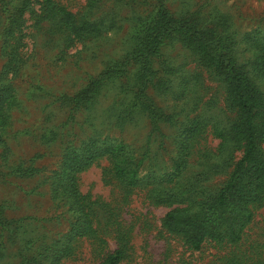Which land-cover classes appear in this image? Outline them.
I'll list each match as a JSON object with an SVG mask.
<instances>
[{
  "label": "rangeland",
  "instance_id": "1",
  "mask_svg": "<svg viewBox=\"0 0 264 264\" xmlns=\"http://www.w3.org/2000/svg\"><path fill=\"white\" fill-rule=\"evenodd\" d=\"M51 2L0 0V264H101L116 249L118 264H264L263 194L247 204L237 240L226 235L228 220L212 225L222 238L205 237L198 249L164 227L167 212L196 210L221 187L243 142L215 134L237 110L183 35L164 40L152 73L134 59L164 7L224 40L217 45L254 77L256 40L245 35L257 47L264 40V0ZM137 100L142 107L132 109ZM195 120L200 129L181 160ZM91 139L126 147L140 164L135 185L103 155L75 173L79 200L63 190V161ZM259 146L264 161V135ZM84 221L89 232H76Z\"/></svg>",
  "mask_w": 264,
  "mask_h": 264
},
{
  "label": "trees",
  "instance_id": "2",
  "mask_svg": "<svg viewBox=\"0 0 264 264\" xmlns=\"http://www.w3.org/2000/svg\"><path fill=\"white\" fill-rule=\"evenodd\" d=\"M93 1V0H90ZM51 5V0H44ZM63 17V14H62ZM151 34L140 47L134 59L137 61L140 70L144 74L152 73L149 65L151 56L158 53L162 43L171 34L183 35V40L193 51L199 61L210 68L216 78H218L227 93L230 103L236 108L237 116L233 118L228 128L216 127L215 134L222 140H241L243 142V150L241 156L234 163L227 180L215 191L211 197L204 201L203 205L196 210L189 208H181L177 210H187L189 213L178 215L176 209L166 213L163 225L167 231L181 234L189 246L198 249L205 237L222 238L223 235L215 226L217 223L222 224L225 220L230 222V230L226 235L230 239L237 240L241 229L250 219V213L247 210V204L251 201L259 199L260 195H264V161L260 158L259 141L264 135V86H260L256 81L264 79V40L258 44V39H254L245 35V41L249 39L256 40L254 64L256 71L254 77H250L243 72L238 66L237 61L230 52L224 53L217 45L221 44L220 38L205 34L194 28L192 24L185 20L179 21L170 16L169 11L163 7L153 21V25L148 28ZM258 35L259 32L253 31ZM228 49H231V41L233 38L225 39ZM122 75L124 69L117 71ZM256 80V81H255ZM96 86L94 85L92 91ZM139 93V91H138ZM0 126L5 120V110L3 102L5 94L0 93ZM8 101V95L6 98ZM132 109H140L142 104L139 100L131 104ZM153 112L152 108H146ZM263 122L257 123V119ZM196 121V120H195ZM200 129V121L192 123L185 128L181 146L180 159L184 158L189 151L190 141ZM226 129V130H225ZM238 142V141H235ZM103 143V142H100ZM126 147L122 144H111L104 146L96 140H89L88 144L80 150H73L67 154V158L63 161L62 170V188L74 200H79L77 192L75 173L83 170L94 159L107 155L110 159L112 173L125 180L128 185H135L138 181L137 170L139 162L131 158L126 152ZM232 206L233 212L228 208ZM2 211L0 210V218ZM212 226V227H211ZM75 231L78 233H88L89 223L84 221L82 225H76ZM62 255V254H61ZM122 258L120 250L116 249L105 256L101 264H118ZM57 259L53 264H59Z\"/></svg>",
  "mask_w": 264,
  "mask_h": 264
}]
</instances>
